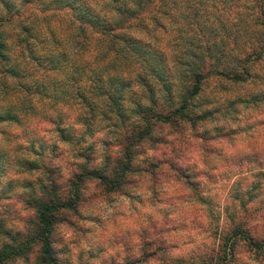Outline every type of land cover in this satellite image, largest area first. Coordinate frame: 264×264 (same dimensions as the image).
Returning <instances> with one entry per match:
<instances>
[{"label":"rangeland","instance_id":"obj_1","mask_svg":"<svg viewBox=\"0 0 264 264\" xmlns=\"http://www.w3.org/2000/svg\"><path fill=\"white\" fill-rule=\"evenodd\" d=\"M5 2L0 0L2 15ZM39 4L38 0H32L31 6L40 11ZM188 7V4H176L175 8L187 14L193 27L181 29L177 34L175 30L181 28L178 24L168 35L167 66L171 69L166 72V66V69L158 68L163 87L160 86V93L155 96V104L161 108L168 98L173 105L183 99L187 102L188 114L200 115V119L192 128L183 121L166 123L168 127L161 126L162 132L155 134L157 140L162 136L161 143L149 142L134 149L135 167L152 166L147 173L139 171L128 180L125 194L99 190L93 180L83 185L82 202L74 211L59 212V222L50 234L58 264H217L223 261L264 264V247L254 258L251 246L241 241L229 252L230 258L223 254L222 247L226 244L224 237L233 229L243 230L255 242L264 241V98L259 102V91L264 85V78L259 81V74L264 76V65H259V52L238 62L239 53L259 43V31L256 36L249 31L243 34L241 29L234 33L235 28L225 26L224 32L219 33L211 17L191 21ZM203 22L212 24L215 34L207 35L204 31L203 35L199 34L195 27L203 28ZM66 35L72 44L74 40L68 32ZM189 42L196 47L194 54L186 57L187 66L170 65L182 51L186 52ZM207 44L210 51L205 54L203 49ZM209 53L221 55L222 64L229 72L224 77H206L198 94L184 99L190 92L192 73L200 59L201 63L206 62ZM76 61L81 63L79 59ZM101 65L96 68L98 73ZM129 69L134 70L132 74L140 73L136 67ZM116 70L104 68L103 72L114 75L118 73ZM110 84L106 82V89L112 88ZM156 89L159 90L157 85ZM1 92L0 106L7 104ZM122 92L132 102L146 103L142 99L146 96L144 88H125ZM32 103L38 105L34 99ZM140 116L138 113L135 119ZM74 117V109L66 112L65 118L70 124ZM34 123L32 120L29 130L24 131L4 125L5 134L0 136V224L11 233L27 230L29 234L32 230L31 198H42L37 182L41 180L49 190L55 188L63 197L62 184L72 170L68 166V146L44 133L45 125L38 127ZM98 123L93 128L98 132L86 136L82 146H91L90 166L102 167L103 156L116 151L115 139L121 130L108 129L109 123L103 119ZM151 124L156 131L158 123ZM9 134L13 139L6 137ZM25 140L41 149L38 159L30 157L34 161L32 167L38 168L31 173L17 166L16 157L21 152L12 149L13 153L7 148L15 141L21 144ZM41 160L47 167H55L54 172L45 174L38 167ZM174 164L180 168L182 179H176L169 169ZM27 185L32 187V193ZM4 242L6 239L0 234V249ZM6 264L39 263L32 256L28 261L15 259Z\"/></svg>","mask_w":264,"mask_h":264},{"label":"trees","instance_id":"obj_2","mask_svg":"<svg viewBox=\"0 0 264 264\" xmlns=\"http://www.w3.org/2000/svg\"><path fill=\"white\" fill-rule=\"evenodd\" d=\"M5 1L4 14H0V90L7 104L0 106V136L5 134L4 125H13L21 131L29 130L32 120L35 126L45 125L47 130L44 133L53 135L68 146L66 154L72 170L64 181L67 188L64 182L62 184L63 197L56 193L55 188L47 189L39 178L37 188L42 198H31L34 220L30 223L32 230L29 234L27 230L11 233L0 224V234L6 239L0 249V264L15 259L28 261L32 256L39 264H58L50 234L59 222L58 213L74 211L82 202L83 185L93 180L98 183L99 190L125 194L128 180L139 171L147 173L148 167L152 166L135 167L134 149L149 142L161 143L162 136L157 140L155 134L162 132L161 126L168 127L166 123L183 121L192 128L201 117L188 114L187 102L183 99L173 105L168 98L165 107L161 108L155 104V96L159 95L160 86L163 87L158 68L167 67L166 72L171 69L167 66L168 35L178 24L181 28L175 30L177 34L181 29L193 27L187 14L175 8L176 4L189 5L187 11L191 21L211 17L219 33L224 32L225 26L235 28L234 33L241 29L243 34L249 31L256 36L259 31V43L239 53L238 62H244L259 52V65H264V0H38L40 11L31 6L32 0ZM203 23V28L195 27L199 34L203 35V31L207 35L215 34L212 24ZM67 32L74 40L72 44ZM195 47L190 43L186 52L182 51L170 65L187 66L186 57L194 54ZM209 51L210 45L207 44L203 52L207 54ZM206 58L204 63L200 59L192 73L190 92L184 99L196 96L206 77H224L229 72L222 64L221 55L209 53ZM101 63L102 70L100 68L98 73L96 68ZM130 67H136L140 73L132 74L134 70ZM104 68L109 71L116 68L118 73L108 75L103 72ZM260 78L264 76L259 74V81ZM106 82L113 85L111 89H106ZM114 85L118 87L114 88ZM156 85L159 90L155 91ZM133 87L145 89L146 96L142 99L146 103L132 102L123 94V89L132 90ZM261 89L259 102L264 98V85ZM33 99L38 105L32 103ZM120 102L121 106L118 105ZM72 109L75 117L70 124L65 117L66 112ZM138 113L142 116L136 120ZM99 119L109 123L108 129L121 132L115 139L116 151L105 154L103 166L95 167L90 166L91 146L82 145L86 136L91 137L98 132L93 128L99 126ZM150 120L158 123L156 131L152 129ZM6 137L13 139L10 134ZM10 145L8 151L21 152L16 157L19 168L26 173L38 169L37 165L32 167L34 161L30 157L38 159L40 148L30 140L21 144L15 141ZM38 165L47 175L55 170V167L44 165L42 160ZM169 169L176 179L183 178L175 164L169 165ZM46 181L53 183L47 178ZM26 188L33 192L30 185ZM224 238L223 254L228 257L240 241L251 246L253 258L264 247V241L255 242L239 229H233Z\"/></svg>","mask_w":264,"mask_h":264}]
</instances>
